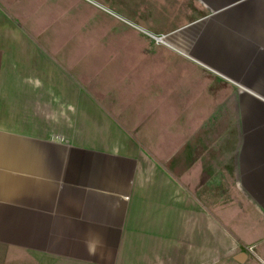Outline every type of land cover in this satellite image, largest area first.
<instances>
[{
  "label": "crops",
  "instance_id": "obj_1",
  "mask_svg": "<svg viewBox=\"0 0 264 264\" xmlns=\"http://www.w3.org/2000/svg\"><path fill=\"white\" fill-rule=\"evenodd\" d=\"M147 2L195 116L161 161L0 7V264H264V0Z\"/></svg>",
  "mask_w": 264,
  "mask_h": 264
},
{
  "label": "rangeland",
  "instance_id": "obj_2",
  "mask_svg": "<svg viewBox=\"0 0 264 264\" xmlns=\"http://www.w3.org/2000/svg\"><path fill=\"white\" fill-rule=\"evenodd\" d=\"M147 5V0H0L14 24L36 35L81 90L136 135L140 152L161 161L164 154L178 152L180 141L193 145L195 116H186L188 125L179 127L182 59L164 53L166 43L130 19L134 6L141 13ZM193 103L187 101L190 107ZM202 135L211 139L209 129ZM182 150L187 157L195 155V148ZM206 150L211 156V149ZM226 152L222 149L220 155Z\"/></svg>",
  "mask_w": 264,
  "mask_h": 264
},
{
  "label": "built area",
  "instance_id": "obj_3",
  "mask_svg": "<svg viewBox=\"0 0 264 264\" xmlns=\"http://www.w3.org/2000/svg\"><path fill=\"white\" fill-rule=\"evenodd\" d=\"M154 40H156L158 43H161V40L165 42V38L164 36H153V35H150Z\"/></svg>",
  "mask_w": 264,
  "mask_h": 264
},
{
  "label": "bare ground",
  "instance_id": "obj_4",
  "mask_svg": "<svg viewBox=\"0 0 264 264\" xmlns=\"http://www.w3.org/2000/svg\"><path fill=\"white\" fill-rule=\"evenodd\" d=\"M161 43H166V42H164V41L161 40Z\"/></svg>",
  "mask_w": 264,
  "mask_h": 264
}]
</instances>
